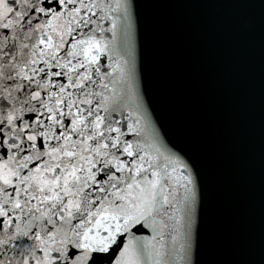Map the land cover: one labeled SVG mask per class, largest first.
Returning <instances> with one entry per match:
<instances>
[{
  "label": "snow or ice",
  "instance_id": "1",
  "mask_svg": "<svg viewBox=\"0 0 264 264\" xmlns=\"http://www.w3.org/2000/svg\"><path fill=\"white\" fill-rule=\"evenodd\" d=\"M129 8L0 0V264H190L197 180L134 107Z\"/></svg>",
  "mask_w": 264,
  "mask_h": 264
},
{
  "label": "water",
  "instance_id": "2",
  "mask_svg": "<svg viewBox=\"0 0 264 264\" xmlns=\"http://www.w3.org/2000/svg\"><path fill=\"white\" fill-rule=\"evenodd\" d=\"M104 264H106V262H104Z\"/></svg>",
  "mask_w": 264,
  "mask_h": 264
}]
</instances>
